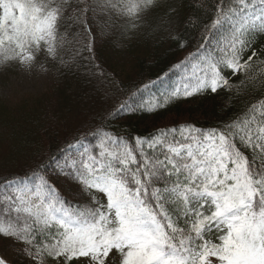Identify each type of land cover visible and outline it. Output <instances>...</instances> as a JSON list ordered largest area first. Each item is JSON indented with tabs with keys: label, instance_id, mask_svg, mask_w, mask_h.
I'll return each mask as SVG.
<instances>
[{
	"label": "snow or ice",
	"instance_id": "1",
	"mask_svg": "<svg viewBox=\"0 0 264 264\" xmlns=\"http://www.w3.org/2000/svg\"><path fill=\"white\" fill-rule=\"evenodd\" d=\"M158 6L0 0V63L30 70L43 56L95 76L92 25L115 30L128 20L138 32L136 22ZM165 10L177 14L174 6ZM209 20L196 52L172 65L190 76L168 100L181 91L227 95L241 74L264 64V0H217ZM161 100L156 107L164 109ZM138 110L129 97L106 114L120 119ZM97 139L62 163L55 157V175L41 158L0 179V235L22 245L29 264H264V102L207 131L183 123L148 137L105 131Z\"/></svg>",
	"mask_w": 264,
	"mask_h": 264
},
{
	"label": "trees",
	"instance_id": "2",
	"mask_svg": "<svg viewBox=\"0 0 264 264\" xmlns=\"http://www.w3.org/2000/svg\"><path fill=\"white\" fill-rule=\"evenodd\" d=\"M157 2L158 7L136 22L138 32L128 20H118L120 28L115 30L111 25L101 29L97 26L103 24L100 20L92 25L96 34L92 59L97 75H85L83 68L69 71L59 61L51 62L53 76L42 93L17 104L0 103V179L22 171L29 163L34 165L41 158V168L47 167L48 173L55 175L54 169L58 167L55 157H60L61 162L71 145L78 144L80 152L81 144L91 148L99 142L97 135L105 131L125 138L148 137L183 123L207 131L231 121L250 103L259 108L264 102V64L259 61L247 78L241 74L234 81L227 95L224 91L215 95L201 91L184 97L181 91L177 98L167 99L174 90L189 84L190 73L172 65L196 52L205 27H210L209 16L214 15L217 0ZM168 6H174L175 16L165 10ZM121 30L125 33L123 38ZM224 34L221 29L216 38L223 39ZM67 52L70 58V45ZM101 70L108 79L99 75ZM194 88L195 78L190 90ZM129 97L141 109L136 115L125 113L114 119L106 114L109 108L118 107ZM158 100L166 102L167 107L157 108ZM77 135L79 141L74 139ZM50 156L53 158L49 159ZM0 236L22 247L13 238Z\"/></svg>",
	"mask_w": 264,
	"mask_h": 264
},
{
	"label": "rangeland",
	"instance_id": "3",
	"mask_svg": "<svg viewBox=\"0 0 264 264\" xmlns=\"http://www.w3.org/2000/svg\"><path fill=\"white\" fill-rule=\"evenodd\" d=\"M50 64L51 61L43 56L39 57L30 70L17 63L10 64L8 70L0 63V103L3 106L8 102L17 104L26 97L42 93L48 88L53 76ZM80 153L77 145L69 146L62 156L61 163L63 159L78 156ZM20 249L21 247L12 240L0 236V257L6 258L7 264H29Z\"/></svg>",
	"mask_w": 264,
	"mask_h": 264
}]
</instances>
